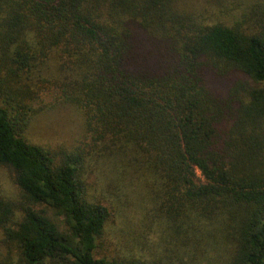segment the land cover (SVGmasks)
<instances>
[{"label":"trees","instance_id":"1","mask_svg":"<svg viewBox=\"0 0 264 264\" xmlns=\"http://www.w3.org/2000/svg\"><path fill=\"white\" fill-rule=\"evenodd\" d=\"M0 166V264H264V0H0Z\"/></svg>","mask_w":264,"mask_h":264},{"label":"rangeland","instance_id":"2","mask_svg":"<svg viewBox=\"0 0 264 264\" xmlns=\"http://www.w3.org/2000/svg\"><path fill=\"white\" fill-rule=\"evenodd\" d=\"M34 105L40 107V110L36 113L26 131V136L31 142L44 145L52 150H59L73 148L82 141L80 114L77 111L76 113L70 106L58 103L54 89L43 92ZM197 174L202 179L198 171ZM91 179L92 176L88 177L89 181ZM0 191L11 198L19 199V191L16 185L12 181L8 170L2 166H0ZM48 212L53 215L51 211L48 210ZM1 237L2 232L0 230V239ZM112 248L113 245L107 239L99 250L102 253H107ZM203 264L209 263L203 262Z\"/></svg>","mask_w":264,"mask_h":264}]
</instances>
